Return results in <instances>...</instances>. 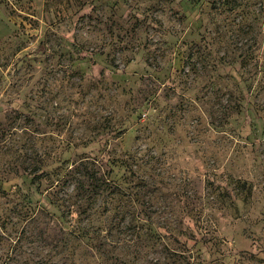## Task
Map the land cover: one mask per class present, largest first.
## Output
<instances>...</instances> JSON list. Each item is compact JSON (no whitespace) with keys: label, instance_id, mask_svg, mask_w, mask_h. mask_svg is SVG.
<instances>
[{"label":"rangeland","instance_id":"374dc122","mask_svg":"<svg viewBox=\"0 0 264 264\" xmlns=\"http://www.w3.org/2000/svg\"><path fill=\"white\" fill-rule=\"evenodd\" d=\"M0 264H264V0H0Z\"/></svg>","mask_w":264,"mask_h":264}]
</instances>
